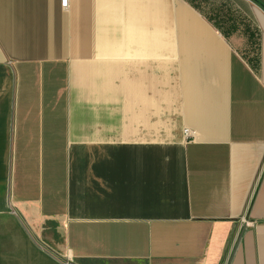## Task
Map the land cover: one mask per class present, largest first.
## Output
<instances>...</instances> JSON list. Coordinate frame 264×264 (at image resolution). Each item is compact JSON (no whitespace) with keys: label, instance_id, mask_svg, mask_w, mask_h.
Segmentation results:
<instances>
[{"label":"crops","instance_id":"crops-1","mask_svg":"<svg viewBox=\"0 0 264 264\" xmlns=\"http://www.w3.org/2000/svg\"><path fill=\"white\" fill-rule=\"evenodd\" d=\"M62 1L0 0V264H264V9L252 61L187 0Z\"/></svg>","mask_w":264,"mask_h":264},{"label":"trees","instance_id":"trees-1","mask_svg":"<svg viewBox=\"0 0 264 264\" xmlns=\"http://www.w3.org/2000/svg\"><path fill=\"white\" fill-rule=\"evenodd\" d=\"M194 7L202 11L208 19L226 36L234 34L236 32H241L245 34L248 38L249 51L251 52L250 59L252 61L258 60V53L260 48L258 32L256 27H254L251 20L245 19L246 17L242 15L239 9L234 8L232 4L223 3L217 5L215 0H187ZM258 4L264 6L260 0H254ZM208 8L209 11L206 12L205 9ZM248 18V17H247Z\"/></svg>","mask_w":264,"mask_h":264},{"label":"rangeland","instance_id":"rangeland-1","mask_svg":"<svg viewBox=\"0 0 264 264\" xmlns=\"http://www.w3.org/2000/svg\"><path fill=\"white\" fill-rule=\"evenodd\" d=\"M215 1H217V5H220V4H223V3H229V4H232L233 5V7L234 8H237V9H239L240 10V12L242 13V15H246L245 14V12H246V10H245V7H244V5L243 4H241L240 3V0H215ZM253 3H255V4H258V3H256L255 1H253V0H251ZM262 3H264V0H260ZM205 11L206 12H208L209 11V9L208 8H206L205 9ZM247 16V15H246ZM245 16V17H246ZM245 19H249V18H245ZM250 20V19H249Z\"/></svg>","mask_w":264,"mask_h":264},{"label":"built area","instance_id":"built-area-1","mask_svg":"<svg viewBox=\"0 0 264 264\" xmlns=\"http://www.w3.org/2000/svg\"><path fill=\"white\" fill-rule=\"evenodd\" d=\"M67 1H68V0H63V1H62V5H63L64 7L67 6ZM185 133H186V135H190V134H191V131H190L189 129H185Z\"/></svg>","mask_w":264,"mask_h":264},{"label":"water","instance_id":"water-1","mask_svg":"<svg viewBox=\"0 0 264 264\" xmlns=\"http://www.w3.org/2000/svg\"><path fill=\"white\" fill-rule=\"evenodd\" d=\"M254 1V0H253ZM256 2V1H255ZM257 3V2H256ZM257 5H259V6H261L263 9H264V6H262V5H260V4H257Z\"/></svg>","mask_w":264,"mask_h":264}]
</instances>
